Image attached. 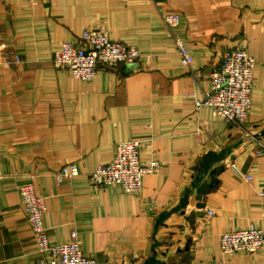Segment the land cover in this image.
Wrapping results in <instances>:
<instances>
[{"label":"crops","instance_id":"0c3cea01","mask_svg":"<svg viewBox=\"0 0 264 264\" xmlns=\"http://www.w3.org/2000/svg\"><path fill=\"white\" fill-rule=\"evenodd\" d=\"M168 13L180 15L173 31L190 48L192 69L163 20ZM101 28L137 45L143 59L101 66L89 81L54 66L65 41ZM242 43L257 59L246 130L195 104L224 54ZM129 137L141 139L143 162H161L143 176L141 192L92 184L90 172ZM223 149L225 159L211 164L223 165L218 174L199 171L205 153ZM73 160L80 173L58 182L55 172ZM198 174L212 186L205 206L191 194L185 212L156 230ZM32 177L50 240L64 242L76 229L98 264H146L152 255L178 264H264V246L228 254L219 245L227 230L264 228V0H0V264H44L19 193ZM192 211L204 213L188 220Z\"/></svg>","mask_w":264,"mask_h":264},{"label":"built area","instance_id":"2783aa9c","mask_svg":"<svg viewBox=\"0 0 264 264\" xmlns=\"http://www.w3.org/2000/svg\"><path fill=\"white\" fill-rule=\"evenodd\" d=\"M163 20L173 33L176 49L181 61L192 69L194 62L190 48L184 39L173 29L180 23L178 13H168ZM76 41H65L53 58L58 69H67L74 77L89 81L98 77L101 66L115 69L117 64H133L143 59V53L137 45L113 39L105 28L86 29ZM20 60L16 56L15 61ZM256 57L246 43L229 49L219 69L211 75L209 88L195 104L212 107L214 113L224 120L245 129L252 110V93L255 83ZM246 130V129H245ZM141 139L129 137L114 145L112 156L101 162L92 172L90 180L95 186L119 185L125 192L138 193L143 188V176L157 171L161 166L159 159L143 162L140 157ZM81 163L73 160L55 172V178L61 182L67 177L78 175ZM247 180L251 174H245ZM19 188L22 209L28 223L33 228L37 250L44 264H98L95 257L86 254L76 229H72L69 239L64 242H52L46 223L47 206L44 197L38 193L34 177ZM264 196V187L260 190ZM212 213V211H210ZM220 249L223 253L245 251L256 254L264 246V228L256 224L227 230L220 236Z\"/></svg>","mask_w":264,"mask_h":264},{"label":"water","instance_id":"95a60500","mask_svg":"<svg viewBox=\"0 0 264 264\" xmlns=\"http://www.w3.org/2000/svg\"><path fill=\"white\" fill-rule=\"evenodd\" d=\"M225 157H226L225 149H223L220 152H217L214 150L208 151L202 157V160L199 164V171L201 168L202 171H204L206 173L211 171L212 173L218 174L222 170L223 165L221 164L218 167H216L215 169H211V164H212V162H215V161H222L225 159ZM202 178H203V175L198 174L196 176L195 180L192 182L191 188L187 189L186 194L181 197V199L179 200V203L176 206L172 207L170 210L164 211L163 213H161L158 216V218L156 220V225H155L156 230L158 229V226L160 225V223L164 222V220H166L172 213H174V212L184 213L185 212L187 205L190 203V195L191 194H194V196L197 200V202H196L197 207H204L205 206V202L203 200V195L205 193L209 192L212 186L208 182H204V181L202 182ZM203 213H204V211H192L190 213V216H187V219L191 220V217L193 215H196V214L201 215ZM157 245H158V242H155L153 245L154 248ZM146 264H178V263L176 261L161 260V259L157 258L156 255H152L147 259Z\"/></svg>","mask_w":264,"mask_h":264}]
</instances>
